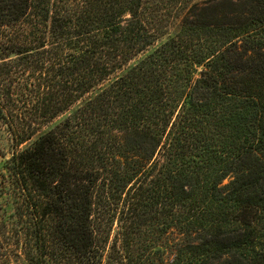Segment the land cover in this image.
<instances>
[{
  "label": "trees",
  "instance_id": "trees-1",
  "mask_svg": "<svg viewBox=\"0 0 264 264\" xmlns=\"http://www.w3.org/2000/svg\"><path fill=\"white\" fill-rule=\"evenodd\" d=\"M0 123V264H264V0H0Z\"/></svg>",
  "mask_w": 264,
  "mask_h": 264
},
{
  "label": "rangeland",
  "instance_id": "rangeland-1",
  "mask_svg": "<svg viewBox=\"0 0 264 264\" xmlns=\"http://www.w3.org/2000/svg\"><path fill=\"white\" fill-rule=\"evenodd\" d=\"M179 24H180V18L169 19L168 32L174 33L177 30V28L180 26ZM165 39H166V36L158 37L155 44L152 47H150L148 50H152L153 48L158 46L160 43L164 42ZM143 56H144V53L137 56L134 60L130 62V65L135 64ZM59 120L60 118L57 119L55 123L58 122ZM11 152H12V147H11L10 135L6 132L5 127H3L2 124L0 123V167H2L4 165V162L10 158ZM228 181L229 180H225L223 182V186L227 185ZM176 241H178V236L174 232L167 234L163 238V242H169V244H173ZM167 257L169 259L171 257V254H168ZM103 264H107V263L104 261Z\"/></svg>",
  "mask_w": 264,
  "mask_h": 264
}]
</instances>
